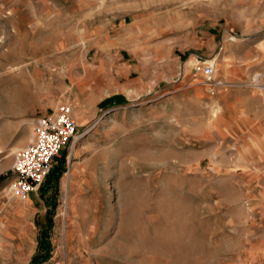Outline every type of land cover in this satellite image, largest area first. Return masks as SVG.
I'll use <instances>...</instances> for the list:
<instances>
[{"label": "rangeland", "instance_id": "obj_1", "mask_svg": "<svg viewBox=\"0 0 264 264\" xmlns=\"http://www.w3.org/2000/svg\"><path fill=\"white\" fill-rule=\"evenodd\" d=\"M253 93L264 0H0V264L31 262L47 213L38 264H256ZM60 109L78 133L45 211L6 185L36 120Z\"/></svg>", "mask_w": 264, "mask_h": 264}, {"label": "built area", "instance_id": "obj_2", "mask_svg": "<svg viewBox=\"0 0 264 264\" xmlns=\"http://www.w3.org/2000/svg\"><path fill=\"white\" fill-rule=\"evenodd\" d=\"M201 70L206 76L214 73L209 63L203 64ZM33 130V138L15 152L12 161L13 178L7 183L6 192L14 198L25 199L38 189L58 163L61 151L78 133L77 123L67 109L39 117Z\"/></svg>", "mask_w": 264, "mask_h": 264}, {"label": "trees", "instance_id": "obj_3", "mask_svg": "<svg viewBox=\"0 0 264 264\" xmlns=\"http://www.w3.org/2000/svg\"><path fill=\"white\" fill-rule=\"evenodd\" d=\"M63 158L61 157V159L59 160L58 164L56 166H54L50 172L46 175L45 180L42 182L41 186L43 184H46L48 182H50V189H49V193L47 194V196L45 197L47 200V197L50 196V193L52 192V195H54V197L57 195L58 193V189H57V184L58 181L60 179V175L63 172L62 168H63V162L64 160H62ZM0 176V180H1ZM50 212V211H49ZM44 221L39 218V216L35 217V222L37 223V225L41 228V233L39 234V241H38V246L37 249L31 259V262L29 264H38L41 262H44L46 260L49 259L50 257V251H49V242H48V231L51 228L52 225V218L50 213H47L43 216Z\"/></svg>", "mask_w": 264, "mask_h": 264}, {"label": "crops", "instance_id": "obj_4", "mask_svg": "<svg viewBox=\"0 0 264 264\" xmlns=\"http://www.w3.org/2000/svg\"><path fill=\"white\" fill-rule=\"evenodd\" d=\"M252 97H253V99H257V101H262V105L264 106V93H262L261 96H259L256 93H253ZM261 122L264 123V117H263ZM59 181H60V179H59ZM59 181L57 184V189L59 186ZM49 189H50V182L43 184L42 186L40 185L37 190L33 191L34 192L33 194L37 195L38 201L40 203H42L43 207H45V211L47 210V208H50L49 207L50 202L47 201L45 198L47 196V194L50 192ZM259 203H262L260 206L264 207V202L259 201ZM38 215H40V214H38ZM254 216L255 217L259 216L258 222L261 224L263 223V226H261L259 228L260 229V238L257 237V242H256L257 244L255 246L256 247L255 252H254V255L256 256L255 263L256 264H264V209L263 208L260 209L258 215H254Z\"/></svg>", "mask_w": 264, "mask_h": 264}]
</instances>
